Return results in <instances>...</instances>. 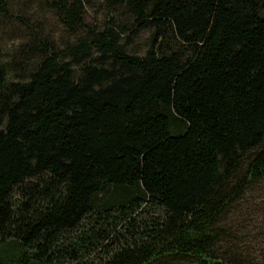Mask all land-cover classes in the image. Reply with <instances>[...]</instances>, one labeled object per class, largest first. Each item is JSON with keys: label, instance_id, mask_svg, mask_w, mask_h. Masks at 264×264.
I'll list each match as a JSON object with an SVG mask.
<instances>
[{"label": "trees", "instance_id": "16d2710c", "mask_svg": "<svg viewBox=\"0 0 264 264\" xmlns=\"http://www.w3.org/2000/svg\"><path fill=\"white\" fill-rule=\"evenodd\" d=\"M0 33V264H253L221 245L264 177V0H0Z\"/></svg>", "mask_w": 264, "mask_h": 264}, {"label": "rangeland", "instance_id": "374dc122", "mask_svg": "<svg viewBox=\"0 0 264 264\" xmlns=\"http://www.w3.org/2000/svg\"><path fill=\"white\" fill-rule=\"evenodd\" d=\"M43 16L45 26L50 31V37L59 42L58 38L63 35L62 28L51 14L44 13ZM85 20L92 22L93 15L90 11H87ZM147 36L146 32L141 33L131 45V50L142 53L146 47ZM11 38H13V33H0V53L16 44V41L10 40ZM226 225L232 233V238L229 244L223 243L221 249L234 246L246 261L253 264H264V177L252 183L235 203ZM164 264L196 263L182 260Z\"/></svg>", "mask_w": 264, "mask_h": 264}]
</instances>
